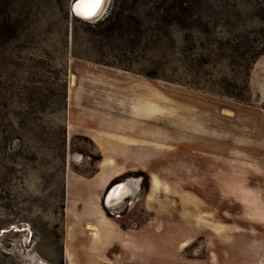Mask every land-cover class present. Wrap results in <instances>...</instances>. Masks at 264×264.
I'll return each mask as SVG.
<instances>
[{"label":"rangeland","instance_id":"1","mask_svg":"<svg viewBox=\"0 0 264 264\" xmlns=\"http://www.w3.org/2000/svg\"><path fill=\"white\" fill-rule=\"evenodd\" d=\"M73 1L0 0V264H264V0Z\"/></svg>","mask_w":264,"mask_h":264},{"label":"trees","instance_id":"2","mask_svg":"<svg viewBox=\"0 0 264 264\" xmlns=\"http://www.w3.org/2000/svg\"><path fill=\"white\" fill-rule=\"evenodd\" d=\"M85 20H88V19H85ZM102 20V22H101ZM112 19L111 18H108V17H105V18H101L98 20V24H103V23H108L107 26H106V32H110L112 28L114 27H119L120 26V22L118 19H115V22L114 21H111ZM262 37V40L259 44V46L257 47V49L254 51V55L250 56V57H247V53H245L244 51L240 54V57L242 58L241 60L244 62V67H246L248 70L251 69V64L253 63V61L255 59H257L259 56L263 55L264 54V37ZM246 42L249 43V39L248 38H245ZM259 42V41H258ZM249 45H251V43H249ZM230 59H233L231 56H230ZM247 82H245L246 86H247Z\"/></svg>","mask_w":264,"mask_h":264},{"label":"bare ground","instance_id":"3","mask_svg":"<svg viewBox=\"0 0 264 264\" xmlns=\"http://www.w3.org/2000/svg\"><path fill=\"white\" fill-rule=\"evenodd\" d=\"M104 5V4H103ZM100 8V10L97 12V15L96 17L101 13L102 9H103V6ZM81 12L82 13H87L88 12V9L87 8H82L81 9ZM85 19V18H83ZM176 110H181V112H184L183 109H179V108H176ZM185 113V112H184ZM101 167L103 168L104 165L102 164ZM151 189H155L157 187V178L155 176H152L151 178ZM126 184V188L124 189H121L120 190H117L115 195H116V201L112 204V206H115L116 204H118L121 200H123L124 198H126L127 196H129V192H130V188H129V184L125 183ZM107 191V190H106ZM112 206H108V207H112ZM104 214V213H103ZM98 234H99V229L97 228V226H95V230H94V233H93V240H92V243L93 244H96V242H98L97 238H98ZM66 258L68 260V263L72 264V258H71V255L69 252L66 251Z\"/></svg>","mask_w":264,"mask_h":264},{"label":"water","instance_id":"4","mask_svg":"<svg viewBox=\"0 0 264 264\" xmlns=\"http://www.w3.org/2000/svg\"><path fill=\"white\" fill-rule=\"evenodd\" d=\"M79 2V0H74L72 3H71V6H70V13L72 16H75L77 18H80V19H83L84 16L83 15H77L76 12H75V5ZM97 15V14H96ZM96 15L93 17V18H90L88 20H91V19H94L96 17ZM84 20V19H83ZM121 189H124L126 187V184L125 182H120L118 184H115L113 185L112 187H110L106 194H105V197L103 199V206L104 208H107L108 206H112V204L116 201V191L117 190H120Z\"/></svg>","mask_w":264,"mask_h":264},{"label":"snow or ice","instance_id":"5","mask_svg":"<svg viewBox=\"0 0 264 264\" xmlns=\"http://www.w3.org/2000/svg\"><path fill=\"white\" fill-rule=\"evenodd\" d=\"M105 0H79L75 5V12L77 15H83L85 19L93 18L100 10ZM87 8V13H82L81 9Z\"/></svg>","mask_w":264,"mask_h":264},{"label":"crops","instance_id":"6","mask_svg":"<svg viewBox=\"0 0 264 264\" xmlns=\"http://www.w3.org/2000/svg\"><path fill=\"white\" fill-rule=\"evenodd\" d=\"M72 86V85H71ZM70 86V87H71ZM69 94H70V92H69ZM144 102V101H143ZM144 108H151V110H153V111H158V110H160V111H162V108H165V107H163L162 105L160 106V105H157L156 104V102H153V104H149V105H143L139 110H137V113L140 115L141 114V112H144V113H146L145 112V109ZM142 109L144 110V111H142ZM147 110V109H146ZM224 111V110H223ZM136 113V114H137ZM121 174H123V172H117V173H114V175H113V179L114 178H116V177H119ZM129 188H130V191H131V185L129 184ZM104 213V211L103 210H99V214L100 215H104L103 214ZM88 224H91V223H88ZM92 225H94V226H97V225H95V224H92ZM97 228H98V226H97ZM66 261H67V259H66ZM68 263V262H67Z\"/></svg>","mask_w":264,"mask_h":264}]
</instances>
